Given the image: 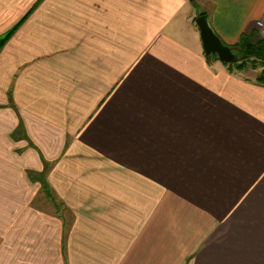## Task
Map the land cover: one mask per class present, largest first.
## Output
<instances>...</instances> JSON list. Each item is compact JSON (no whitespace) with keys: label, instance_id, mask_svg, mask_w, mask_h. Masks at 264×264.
Instances as JSON below:
<instances>
[{"label":"crops","instance_id":"0c3cea01","mask_svg":"<svg viewBox=\"0 0 264 264\" xmlns=\"http://www.w3.org/2000/svg\"><path fill=\"white\" fill-rule=\"evenodd\" d=\"M264 0H0V264H264V84L209 62ZM221 62V63H220Z\"/></svg>","mask_w":264,"mask_h":264},{"label":"trees","instance_id":"16d2710c","mask_svg":"<svg viewBox=\"0 0 264 264\" xmlns=\"http://www.w3.org/2000/svg\"><path fill=\"white\" fill-rule=\"evenodd\" d=\"M200 14H205V11H198L196 18ZM20 24L14 26L2 36H0V50L10 38V36L16 31ZM236 54V60L229 63H224L228 70L232 72H242L252 66L254 69L261 66L262 69L259 75L256 77L257 82L264 84V36H258V30L254 29L250 32H243L236 43L230 45ZM209 62L217 61L219 58L215 55L207 56Z\"/></svg>","mask_w":264,"mask_h":264},{"label":"water","instance_id":"95a60500","mask_svg":"<svg viewBox=\"0 0 264 264\" xmlns=\"http://www.w3.org/2000/svg\"><path fill=\"white\" fill-rule=\"evenodd\" d=\"M195 23L199 29L202 46L206 56L213 54L224 63H229L236 60V54L234 53L232 47L222 40V38L210 25L205 14H200L196 18Z\"/></svg>","mask_w":264,"mask_h":264},{"label":"rangeland","instance_id":"374dc122","mask_svg":"<svg viewBox=\"0 0 264 264\" xmlns=\"http://www.w3.org/2000/svg\"><path fill=\"white\" fill-rule=\"evenodd\" d=\"M257 30H258V36L263 37L264 36V28H258L257 27ZM261 69H262L261 66L257 67L256 69H254L252 66H250L246 70H244L242 72H238V73L244 77H247L248 79H255L259 75Z\"/></svg>","mask_w":264,"mask_h":264},{"label":"built area","instance_id":"2783aa9c","mask_svg":"<svg viewBox=\"0 0 264 264\" xmlns=\"http://www.w3.org/2000/svg\"><path fill=\"white\" fill-rule=\"evenodd\" d=\"M257 26H258V28H264V22L261 21V20H259V21L257 22Z\"/></svg>","mask_w":264,"mask_h":264}]
</instances>
